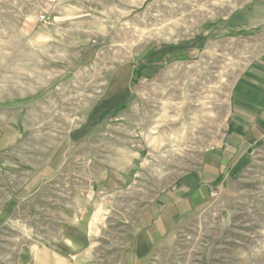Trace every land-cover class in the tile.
Returning a JSON list of instances; mask_svg holds the SVG:
<instances>
[{"label": "rangeland", "instance_id": "obj_1", "mask_svg": "<svg viewBox=\"0 0 264 264\" xmlns=\"http://www.w3.org/2000/svg\"><path fill=\"white\" fill-rule=\"evenodd\" d=\"M43 1L37 7L51 5L49 22L39 21L29 36L28 22L14 20L13 6L0 0V112L17 122V104H32L21 115L24 141L58 150L88 120L115 73L132 64L138 80L131 82L129 109L97 122L104 125L94 135L97 157L107 163L110 141L129 147L149 160L143 180L163 179L168 187L224 142L232 85L264 51V0ZM250 154L147 264H264V142ZM127 201L115 197L114 211ZM60 204L43 192L35 211L23 205L27 229L0 230V258L15 251L18 232L29 236L30 218L43 222L40 236L47 229L60 234ZM6 217L17 219V211Z\"/></svg>", "mask_w": 264, "mask_h": 264}, {"label": "crops", "instance_id": "obj_2", "mask_svg": "<svg viewBox=\"0 0 264 264\" xmlns=\"http://www.w3.org/2000/svg\"><path fill=\"white\" fill-rule=\"evenodd\" d=\"M1 1L13 6L14 20L18 16L28 22L23 31L29 36L40 21L38 14L49 17L51 9L46 4V9L38 10L43 0ZM26 6H32L29 13H19ZM134 70L129 64L115 73L88 120L68 132L72 135L55 151L53 146L42 148L23 140L26 130L21 115L31 103L17 104V122L0 112V230L9 224L27 229L20 219L22 206L29 205L30 212L35 211L34 204L43 192L61 198L62 208L60 234L47 229L40 236L43 222L38 223L36 216L30 218L29 236L18 232L15 251L3 255L0 264H147L157 246L203 211L213 195L227 186L228 177L241 172L250 152L264 142L263 51L232 85L224 140L227 145L219 142L216 148L207 149L200 164L177 183L165 187L163 179L146 182L149 178L143 180L146 174L141 166L149 160L111 141L106 150L107 164L97 157L95 144L99 142L94 135L104 126L97 122L128 107ZM120 196H127L128 201L124 210L117 202L115 212L114 198ZM11 211H17V219L7 220L6 213ZM118 227L126 229L120 237L111 230Z\"/></svg>", "mask_w": 264, "mask_h": 264}, {"label": "built area", "instance_id": "obj_3", "mask_svg": "<svg viewBox=\"0 0 264 264\" xmlns=\"http://www.w3.org/2000/svg\"><path fill=\"white\" fill-rule=\"evenodd\" d=\"M39 20L41 21V22H43V23H45V24H47L48 22H49V18H48V16H46V15H44V14H41L40 16H39ZM224 146H226L227 144L225 143V141H224V144H223ZM215 195V194H214Z\"/></svg>", "mask_w": 264, "mask_h": 264}, {"label": "trees", "instance_id": "obj_4", "mask_svg": "<svg viewBox=\"0 0 264 264\" xmlns=\"http://www.w3.org/2000/svg\"><path fill=\"white\" fill-rule=\"evenodd\" d=\"M136 73H140V70H138ZM138 80V78H133V81H137Z\"/></svg>", "mask_w": 264, "mask_h": 264}]
</instances>
